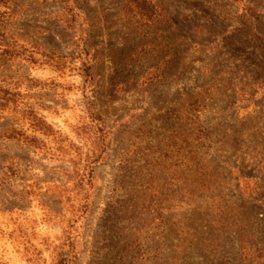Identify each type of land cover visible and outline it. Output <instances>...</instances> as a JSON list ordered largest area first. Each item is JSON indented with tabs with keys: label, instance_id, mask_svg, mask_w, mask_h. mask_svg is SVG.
<instances>
[{
	"label": "rangeland",
	"instance_id": "374dc122",
	"mask_svg": "<svg viewBox=\"0 0 264 264\" xmlns=\"http://www.w3.org/2000/svg\"><path fill=\"white\" fill-rule=\"evenodd\" d=\"M0 264H264V0H0Z\"/></svg>",
	"mask_w": 264,
	"mask_h": 264
}]
</instances>
